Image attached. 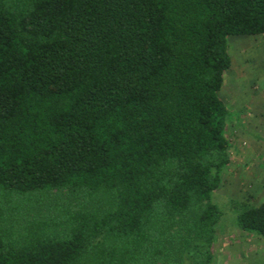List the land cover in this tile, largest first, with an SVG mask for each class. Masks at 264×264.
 Here are the masks:
<instances>
[{"label": "trees", "instance_id": "trees-1", "mask_svg": "<svg viewBox=\"0 0 264 264\" xmlns=\"http://www.w3.org/2000/svg\"><path fill=\"white\" fill-rule=\"evenodd\" d=\"M257 35L264 0H0V264H211L228 38ZM237 227L264 240V200Z\"/></svg>", "mask_w": 264, "mask_h": 264}, {"label": "rangeland", "instance_id": "rangeland-1", "mask_svg": "<svg viewBox=\"0 0 264 264\" xmlns=\"http://www.w3.org/2000/svg\"><path fill=\"white\" fill-rule=\"evenodd\" d=\"M227 49L232 64L219 96L231 111L226 130L230 164L222 173L220 189L210 199L220 211L211 264H264V248L255 236L247 242L230 237L240 231L238 215L264 200V37L231 36ZM68 195L52 192L41 198L33 196L21 203L24 209L18 213V220L60 217L74 202ZM195 252H186L183 264H193Z\"/></svg>", "mask_w": 264, "mask_h": 264}, {"label": "crops", "instance_id": "crops-1", "mask_svg": "<svg viewBox=\"0 0 264 264\" xmlns=\"http://www.w3.org/2000/svg\"><path fill=\"white\" fill-rule=\"evenodd\" d=\"M251 236H252V235H249V234H247V233H244V232H241V231H237V233H235L234 235H232V236H230V237H232V238L236 237L237 240L240 239V240H242V241L247 242V241H250V240L252 239ZM252 237H253V236H252ZM255 237H256V236H255ZM256 238L262 243V245H263L262 248H264L263 241H262L261 239H259L258 237H256ZM217 242H218V238H217ZM217 242H216V243H217Z\"/></svg>", "mask_w": 264, "mask_h": 264}]
</instances>
